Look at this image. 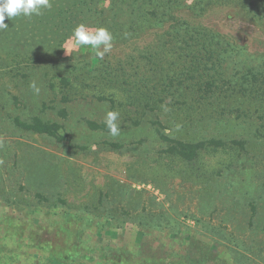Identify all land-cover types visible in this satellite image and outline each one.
Returning <instances> with one entry per match:
<instances>
[{"label":"rangeland","instance_id":"obj_1","mask_svg":"<svg viewBox=\"0 0 264 264\" xmlns=\"http://www.w3.org/2000/svg\"><path fill=\"white\" fill-rule=\"evenodd\" d=\"M65 5L61 17L6 16L0 31V264H45L38 241L65 215L82 218L91 247L264 264V0ZM80 23L112 33L103 59L86 46L63 49ZM191 28L225 58L230 86L215 99L170 93L188 49L200 48ZM249 70L257 81L232 86ZM108 110L119 113L116 137L87 124H105ZM32 116L60 123L64 139L13 121ZM161 134L224 145L186 160L165 151Z\"/></svg>","mask_w":264,"mask_h":264},{"label":"trees","instance_id":"obj_2","mask_svg":"<svg viewBox=\"0 0 264 264\" xmlns=\"http://www.w3.org/2000/svg\"><path fill=\"white\" fill-rule=\"evenodd\" d=\"M77 0H71L75 4ZM68 0H59L55 9H49V13H54L60 17L65 13ZM70 7V5H68ZM186 33L198 43V51L194 52V47L188 49L190 58L181 67H185L178 76L169 78L168 83L173 88L170 93L179 91L181 95L187 90L195 88L200 100L209 98L215 99L222 88L223 92L230 86V81L226 83V70L223 62L225 58L219 56L215 48L212 37L199 32L196 28L187 29ZM218 55V56H215ZM216 57V58H214ZM183 75V76H182ZM230 79V78H229ZM240 82L232 85L240 87L244 83H252L258 80L255 72L247 71L240 78ZM222 82V84H219ZM243 88V87H241ZM218 93V94H217ZM15 124L25 130L47 134L57 141H62L64 136L60 133L62 125L55 121L44 120L39 116H32L30 119L21 120L17 117L13 120ZM87 124L93 129H108L106 124L89 121ZM163 141L167 143L165 151L177 154L186 160L193 159L200 150L224 145L221 140H208L197 142H184L182 140L170 139L161 134ZM82 218L65 215L63 220L56 221L53 229L54 233L46 240L38 241L40 246H47L48 253L45 257V264H90L92 262L101 264H204L205 258L196 257L195 254H165L156 255L143 252L142 249L131 246H113L110 244L95 245L91 247L89 243L82 240L80 225ZM9 222V221H8ZM96 254V256L93 255Z\"/></svg>","mask_w":264,"mask_h":264},{"label":"clouds","instance_id":"obj_3","mask_svg":"<svg viewBox=\"0 0 264 264\" xmlns=\"http://www.w3.org/2000/svg\"><path fill=\"white\" fill-rule=\"evenodd\" d=\"M51 6L50 0H0V31L9 27L4 22L6 16L9 19L19 16L31 17L32 15H40L43 9H50ZM113 39L112 33L103 26L90 30L85 24L80 23L73 29L72 36L63 49L70 53L72 50L86 46L90 48L96 57L103 59L111 51ZM30 87L36 94H39L40 89L35 82H32ZM118 116L119 113L117 111L108 110L104 118L110 135L113 137L120 134Z\"/></svg>","mask_w":264,"mask_h":264}]
</instances>
